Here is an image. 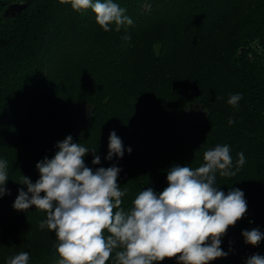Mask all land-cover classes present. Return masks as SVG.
<instances>
[{"label":"trees","instance_id":"16d2710c","mask_svg":"<svg viewBox=\"0 0 264 264\" xmlns=\"http://www.w3.org/2000/svg\"><path fill=\"white\" fill-rule=\"evenodd\" d=\"M16 2L25 4L23 11L5 17ZM113 2L133 24L104 32L90 9L76 12L60 0H0V24L7 28L0 41V160L8 161L10 193L0 196V241L11 221H34L29 215L38 209L17 211L10 200L19 189L27 191L18 183L23 176L39 179L36 164L51 159L58 142L71 135L74 143L97 149L103 163L115 131L125 154L110 162L121 164L126 210L144 188L163 191L174 164L196 168L203 152L218 144L230 147L235 164L242 151L241 170L233 177L217 174L216 183L225 193L242 190L247 213L222 238L229 255L211 264H246L253 254L264 256V240L254 247L241 235L254 228L264 233V0ZM217 28L223 39L204 58ZM126 34L130 41L122 39ZM257 40L262 50L254 46ZM237 93L242 99L233 107L227 101ZM195 98L209 109L199 124L181 113ZM230 117L235 123H228ZM35 131L34 142L23 143ZM45 239L40 245L29 237L24 244L29 264L58 258L55 234Z\"/></svg>","mask_w":264,"mask_h":264},{"label":"clouds","instance_id":"9594fccd","mask_svg":"<svg viewBox=\"0 0 264 264\" xmlns=\"http://www.w3.org/2000/svg\"><path fill=\"white\" fill-rule=\"evenodd\" d=\"M73 11L91 10L104 32L119 31L133 24L126 9L113 0H60ZM130 41L131 36L122 37ZM242 95H230L227 103L237 106ZM229 124L235 123L229 118ZM55 155L36 164L39 179L33 183L23 176L13 208L27 212L43 211L46 219L39 229L55 233L54 245L58 258L53 264H161L175 259L176 264H211L227 257L221 248L222 238L247 213V201L242 190L227 193L217 186L220 177L235 176L246 163L244 153L233 163L228 145H216L203 152V162L196 168L174 164L167 170V187L156 192L148 187L133 199L132 207L122 206L127 189H121L118 176L121 168L98 167L85 163L91 152L92 165H99L97 149L74 143L71 135L58 142ZM130 154L132 148L128 147ZM125 146L115 131L109 134L106 160L123 158ZM8 161L0 160V196L9 193ZM43 193V195H42ZM251 223V221H250ZM244 243L258 246L264 233L258 228L243 230ZM26 251L9 257L6 264H29ZM246 264H264V256H249Z\"/></svg>","mask_w":264,"mask_h":264},{"label":"rangeland","instance_id":"374dc122","mask_svg":"<svg viewBox=\"0 0 264 264\" xmlns=\"http://www.w3.org/2000/svg\"><path fill=\"white\" fill-rule=\"evenodd\" d=\"M176 22H177V19L175 18L171 19L170 21V24L172 25L171 28L175 26ZM6 30H7L6 26L3 24H0V41L2 40L3 35L6 32ZM159 33H161V30L159 31ZM218 37L221 40L223 39V31H219V29L217 28V31L216 32L214 31L213 34L208 38L206 47L203 50V53L206 54V57L204 58H207V56L209 55L208 54L209 48L211 49V47L213 46H217L218 48V44H216V41H218ZM214 42L215 44H213ZM254 46H256V48H258L259 50H262L259 40L255 41ZM185 50L188 51L187 48ZM208 110L209 109L206 106V102H204L202 99L195 98L192 101L185 104L184 107H182L181 113L185 118H187L191 122L195 124H199L208 117V114H209ZM35 134H36V131L32 134L30 133L26 134L25 135L26 140H24L23 143L32 144L34 142V138L36 137ZM87 155L85 157V163L87 166H89L91 163L90 162L91 155L90 156L89 155L87 156ZM113 164L119 167L121 166L120 162L112 163L110 161H104L103 163L99 164V166H89V167H92L95 170V167L96 168L98 167L106 168V167L112 166ZM121 175L122 174L119 175L118 184H120L124 179L123 177H121ZM36 176H39V174ZM33 183H35V180H33ZM12 196H10L9 198H11ZM16 197L17 196H14L13 200H10V201H12L13 203ZM29 216L31 219L34 220L33 222H31L32 224L30 223L31 225L30 224L25 225L24 223L22 225H19L18 222L12 223L11 221V224H9V228H6L8 232L7 239L0 241V264H6V260L9 257L18 254L19 252L27 251V248L24 246V244L29 241L28 240L29 237L35 239L36 243L41 245L42 242L46 240L45 236L47 234L54 233V232H50L47 228H45L43 231L39 229L38 227L39 222L43 219H46V214L43 211L41 210L32 211Z\"/></svg>","mask_w":264,"mask_h":264},{"label":"water","instance_id":"95a60500","mask_svg":"<svg viewBox=\"0 0 264 264\" xmlns=\"http://www.w3.org/2000/svg\"><path fill=\"white\" fill-rule=\"evenodd\" d=\"M24 8H25V4L23 3H19V2L12 3L5 10L4 16L9 18L14 17L19 13H21Z\"/></svg>","mask_w":264,"mask_h":264}]
</instances>
